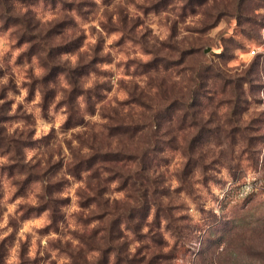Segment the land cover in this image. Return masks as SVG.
<instances>
[{
  "label": "rangeland",
  "instance_id": "rangeland-1",
  "mask_svg": "<svg viewBox=\"0 0 264 264\" xmlns=\"http://www.w3.org/2000/svg\"><path fill=\"white\" fill-rule=\"evenodd\" d=\"M204 3L0 0V264H77L69 250L80 242L71 234L86 227L80 217L90 216L80 206L82 184L70 179L56 194L64 213L58 231L48 229V212L25 217L42 187L65 179L58 168L70 157V146L81 150L93 138H112L106 126L114 120L108 114L134 104L133 93L157 104H171L173 97L191 102L200 98V81L211 96L202 104H214L201 118L211 122L203 133L212 141L202 152L211 158L207 185L192 184L188 194L178 177L181 154L166 151L159 168L164 202L186 218L172 224L181 233L165 229L163 222L164 229L156 231L164 244L157 250L155 239L139 241L126 232L128 256L148 259L164 252L174 257L165 264H264V1L247 2L241 17L234 15L235 0ZM223 10L230 14L217 20ZM172 43L192 54L181 59ZM156 49L181 62L163 66L165 94L158 96L143 68L152 57L147 50ZM40 84L54 96L47 112ZM65 102H72L80 120L70 129ZM231 138L239 141L233 161ZM218 139L224 143L215 144ZM48 161L57 168L47 174L50 179L38 180L37 165L45 168ZM118 185L108 186L112 199L124 198ZM60 244L67 249L55 247ZM80 247L84 252L76 258L84 264L107 258ZM109 264H117L114 254Z\"/></svg>",
  "mask_w": 264,
  "mask_h": 264
},
{
  "label": "trees",
  "instance_id": "trees-1",
  "mask_svg": "<svg viewBox=\"0 0 264 264\" xmlns=\"http://www.w3.org/2000/svg\"><path fill=\"white\" fill-rule=\"evenodd\" d=\"M53 1L59 2L60 0ZM188 1L203 5L207 0ZM262 1L264 0H235L237 7L234 8V15L241 17L247 2L251 5L254 2L261 3ZM225 11L227 10L218 12L216 19L218 20L222 15L230 14ZM79 46L80 44H77L76 48ZM169 47L171 51H177L181 59L192 54L189 48L182 51L173 43ZM147 53L152 57L145 63L144 71L150 79L149 82L152 81L157 88L155 94L157 96L164 95L163 66L169 65L175 68L181 62L174 58L175 54L167 56L162 54L160 49L147 50ZM94 61L95 59L92 62L94 63ZM202 69L206 71L204 66ZM82 73L84 74V71ZM218 74L215 76H220ZM222 80L228 82L225 76H222ZM76 83L77 81H73L71 84L76 85ZM47 87L40 84L41 107L46 112L52 106V99H54V96L50 94L52 90H48ZM206 87L207 83L198 82L196 94L200 95V98L194 100L191 98V102H189L190 100L184 102L173 97L169 100L171 104H157L155 101L144 99L142 95L136 96L133 93L131 102L134 104H122V107L111 108L108 115H111L114 122L110 126H106V129L110 131L109 136L112 138H109L107 142L93 138L90 142L84 143V148L81 150L70 146V157L58 168L64 169L65 179H57L54 182L48 180L47 184L42 187L38 202L27 210L25 217L32 213L39 215L42 212H48V229L58 231L59 224L64 221V213L59 203L60 200L55 196L61 191L64 183H70V179H76L82 184L78 194L82 199L80 206L84 211L89 210L90 215L88 218L80 217L86 227L71 234L74 239L80 242L75 246L76 251L69 250L70 256L77 264H84L81 259L76 258L84 252L81 245L86 247L88 252L99 251L103 255L107 254L105 261L103 259L106 264H109L112 254L115 255L117 264H121V257L124 259L123 264H165L166 261L170 262L174 257L162 251L148 259L140 258L137 253L133 257H129L130 250L127 251L129 242L126 232L139 241L144 238L155 239L160 246L157 250L162 249L164 244V235L161 232L160 235L158 232V230L164 229L163 222H167L165 229L180 235L179 228L172 224L186 218L177 216V206L164 202L166 194L159 168L165 161L166 151L178 152L182 156L183 164L178 177L185 191L188 194L191 193L192 184L207 185L209 178L206 174L208 172V164H206L208 162L206 161L211 158L202 152L204 147L211 145L212 141L210 138H205L203 133L209 132L211 122L201 118L205 115L204 110L207 111V108L214 104H202L204 100H211L207 91L203 92ZM65 103H68L66 126L70 129L76 125V121L80 120H77L78 116L72 102ZM197 132L199 133L196 135ZM227 141L231 147V161L236 160L234 153L239 141L233 138L227 139ZM223 143L219 139L215 142L218 145ZM45 165V168L42 164L37 165L36 177L38 180L44 181L46 177L50 179L52 174L50 173L49 176L47 174L53 171L52 167L57 168L56 163L51 164L49 161ZM196 177L199 180L194 182ZM115 182L119 184L118 191H126L124 198L119 200L112 199L108 194V186ZM156 229L158 230L156 231ZM180 229L185 230L187 227L181 226ZM68 246V248H74L72 244H68ZM55 247L67 249L61 244ZM172 251H175L174 245L171 248Z\"/></svg>",
  "mask_w": 264,
  "mask_h": 264
},
{
  "label": "clouds",
  "instance_id": "clouds-1",
  "mask_svg": "<svg viewBox=\"0 0 264 264\" xmlns=\"http://www.w3.org/2000/svg\"><path fill=\"white\" fill-rule=\"evenodd\" d=\"M37 135H39V133H37ZM226 178V177H225ZM251 178V177H250ZM214 192L217 191V189L215 187H213L212 189ZM41 255H43V253H41Z\"/></svg>",
  "mask_w": 264,
  "mask_h": 264
},
{
  "label": "built area",
  "instance_id": "built-area-1",
  "mask_svg": "<svg viewBox=\"0 0 264 264\" xmlns=\"http://www.w3.org/2000/svg\"><path fill=\"white\" fill-rule=\"evenodd\" d=\"M253 53H255V52H253Z\"/></svg>",
  "mask_w": 264,
  "mask_h": 264
}]
</instances>
